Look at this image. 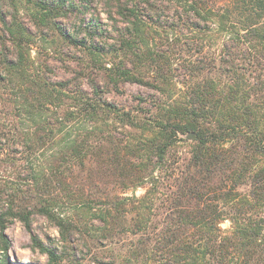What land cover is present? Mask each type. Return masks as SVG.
Returning <instances> with one entry per match:
<instances>
[{"label": "trees", "instance_id": "obj_1", "mask_svg": "<svg viewBox=\"0 0 264 264\" xmlns=\"http://www.w3.org/2000/svg\"><path fill=\"white\" fill-rule=\"evenodd\" d=\"M27 1L37 8L40 15L37 18L44 25L66 6H73L71 0ZM158 2L171 5L177 14L184 12V16L180 12L176 23H161L163 15L159 14V7L149 0H104L115 36L112 44L100 41L85 45L59 30L69 41L81 43L92 60L96 56L106 60L103 75L114 88L137 84L153 92L150 101L137 99L150 106L147 122L145 118L130 117L114 106L101 103L100 99V103L96 102L82 91L70 106L96 120L101 110L124 117L129 127L141 130L143 136L147 134L143 148L137 142L125 147L126 152L138 156L144 151V157L130 159L122 156L116 147L102 154L99 147L85 138L73 140L62 157L74 159L82 169H95L102 177L110 174L117 182L130 183L132 188L142 186L146 179L150 187L139 199H119L118 195L107 194L91 199L82 189L76 193L71 186H61L67 184L62 177L61 182L44 184L46 191L37 192L34 208L61 226L64 245L72 251L74 243L70 238L73 233L82 235L88 225L62 217L58 209L64 199L74 204L82 203L90 212L97 211L95 220L102 226L96 230L100 231L101 240L121 234L130 236L128 257L131 264H256L264 261L256 243L263 227V220L256 212L264 210V167L259 163L264 156V78L259 74L264 71V48H258L264 44V29L261 31L258 27L264 16V0H229L227 5L219 0ZM153 16L157 23L153 22ZM210 20L222 31L226 24L236 30L227 31L228 41L223 43L221 50V56L225 57L218 64L215 61L189 62L182 65L179 72L165 51L150 49L142 38L144 29L153 27L151 23L155 28L163 25L179 29L180 25H187L190 29L206 31ZM199 21L203 22L202 27ZM97 29L94 25L89 32L93 38L104 34L103 31L97 33ZM6 31L11 36L18 60L12 61L0 53V89L6 84L26 80L27 95L33 102L27 114L33 116L39 107L59 98L61 91L58 90L64 89L50 87L41 79L29 78L30 81L24 76L27 69L21 65V58L31 39L16 18L6 26ZM242 55H248L246 64L254 77L248 78L239 72L237 58ZM92 89L97 96V88L93 86ZM39 132L28 146L33 153H38L51 140V136L43 137ZM188 133L194 140L189 159L183 168L166 174L169 167L166 153L180 140L179 135ZM71 174L70 169L69 176ZM158 186L165 189L161 207L155 204ZM97 201L98 208L90 206ZM16 203L11 199L4 205L0 189L2 242L9 217H19L29 228L30 213ZM225 220L232 224L230 235H224L219 228ZM32 241L48 253L49 264H60L62 257L53 249L35 236ZM1 248L4 256L0 264H10L7 246Z\"/></svg>", "mask_w": 264, "mask_h": 264}, {"label": "rangeland", "instance_id": "obj_2", "mask_svg": "<svg viewBox=\"0 0 264 264\" xmlns=\"http://www.w3.org/2000/svg\"><path fill=\"white\" fill-rule=\"evenodd\" d=\"M71 1L73 2L71 8L66 6L64 11L53 18L50 17L48 24L44 25L38 20L39 12L31 2L0 0V19H2L0 20V53L12 61L18 60L10 40L11 36L6 31V26L16 18L26 28L31 39L21 58V65L27 69L24 76L27 75L28 79H41L50 87L64 89L58 90L61 91L59 98H55L50 105L44 104L39 107L40 110H35L33 116L27 114V108L33 102L32 97L27 95L28 87L24 85L26 80L6 84L0 89V189L4 205L12 199L15 203L17 202V206L30 213L28 230L37 239L42 232L39 228L32 227V221L36 214H39L34 205L37 192L46 191L44 184L47 185L53 181L61 182L63 180L60 179L63 177L69 185L61 186H71L74 192L77 191L76 193L82 189L83 193L91 199L100 194L118 195L119 199H139L150 187L146 179L147 181L145 180L142 186L132 188L130 183L117 182L110 174L102 177L96 173L95 169L91 171L88 167L82 169L77 167L74 159L62 157L73 140L83 138L87 139L88 143L99 147L103 151L102 154L116 147L121 151L122 156L131 157L130 159L139 160L136 157H144V151L138 156H133L131 152L127 154L125 147L129 145L138 142L137 145L143 148V140L147 134L143 136L141 130L129 127V122H125L124 117L101 110L102 113L96 120L70 106L74 105L76 95L84 93L96 102L100 99L101 103L114 106L129 114L130 117L137 115L141 119L145 118L147 122L150 116V106L137 99L142 98L146 101L153 95L152 90L137 84H122L114 88L103 75L105 59L96 56L92 60V56L84 50L81 43H73L61 35L59 30L77 41L85 42V45H90L91 42L98 44L100 41L103 44H112L115 37L104 0ZM149 1L154 3L155 7H159L158 12L163 15L160 19L161 23H176L180 12L184 16V12L179 11L177 14L171 5L159 3L158 0ZM219 1L223 5L229 2V0ZM146 13L151 15L150 12ZM152 19L154 23H157L155 16ZM210 22L206 31L190 29L187 25H180L179 29L166 28L163 25L162 28H155L151 23L153 27L144 29L142 38L148 43L150 49L165 51L173 67L179 72L178 69L189 62L210 63L215 61L218 64L225 57L221 56V50L223 43L228 41L227 31L236 30H231L226 24V28L222 31L212 24L214 21L210 20ZM94 25H97V33L103 31L102 37L97 35L93 38V35L89 33L92 32ZM199 25L202 27L203 22L199 21ZM258 27L263 31L264 16L260 19ZM261 46L264 48V44L259 45L258 48ZM247 57L248 55H242L237 59H239V72L250 78L254 76L246 64ZM259 74L261 78H264V71ZM24 76L23 78H26ZM93 86L98 90L97 96L94 95ZM39 130L40 135L51 136L52 141L50 140L49 144L38 153H33L28 146L37 138L36 133ZM188 134L179 135L180 140L166 153L165 157H168L169 165L166 174L174 173L175 168V172L183 168L189 159L194 140L193 136L190 139ZM259 163L261 167H264V156H261ZM70 169L71 176H69ZM157 191L159 193L156 195L155 204L161 207L164 202L165 189L158 186ZM58 192L65 198L63 191ZM63 201L58 209L62 217L71 218L77 223L79 221L86 223L88 227L82 235L75 232L78 234L75 241L73 235L70 238L74 243L73 251L66 248L64 244L55 247L50 239L46 244L38 239L43 245L53 249L58 257H62L60 264H131L128 257L129 243L132 241L130 236L121 234L115 238L101 240L100 231L96 230L102 226L98 220H95L97 211L90 212L82 203L74 204L66 199ZM98 203V201L93 202L90 206L95 207ZM126 208L130 210L128 204ZM256 214L263 220L262 234L256 243L259 245L261 258L264 259V210L258 209ZM219 228L224 235H230L233 231L232 224L228 220L221 222ZM4 236V242L0 238V248L7 246L9 263L21 264L14 253L12 256L8 255L11 241L5 234ZM32 245L36 247L33 241ZM3 256L4 254L0 255V258ZM31 264H38V262L32 261ZM256 264H264V261Z\"/></svg>", "mask_w": 264, "mask_h": 264}, {"label": "clouds", "instance_id": "obj_3", "mask_svg": "<svg viewBox=\"0 0 264 264\" xmlns=\"http://www.w3.org/2000/svg\"><path fill=\"white\" fill-rule=\"evenodd\" d=\"M35 55V53H33ZM33 228H39L42 235L38 239L43 243H48L49 239L55 247L64 244V232L60 225L51 221L49 217L36 214L32 221ZM4 234L10 239L11 247L8 249V255L19 259L21 264H31L32 261L38 264H49V256L46 251H41L39 247L32 245L33 233L29 232L25 222L19 217H10ZM78 234L73 233L74 241ZM4 254V249L0 248V255Z\"/></svg>", "mask_w": 264, "mask_h": 264}, {"label": "water", "instance_id": "obj_4", "mask_svg": "<svg viewBox=\"0 0 264 264\" xmlns=\"http://www.w3.org/2000/svg\"><path fill=\"white\" fill-rule=\"evenodd\" d=\"M188 135H189L188 137H189L190 139H191V138H192V136H193L191 133H189Z\"/></svg>", "mask_w": 264, "mask_h": 264}]
</instances>
